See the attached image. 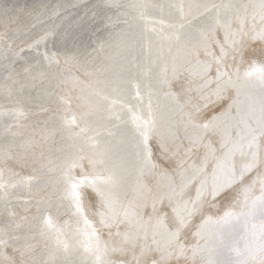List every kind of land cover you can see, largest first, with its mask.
Segmentation results:
<instances>
[{"label": "bare ground", "instance_id": "6f19581e", "mask_svg": "<svg viewBox=\"0 0 264 264\" xmlns=\"http://www.w3.org/2000/svg\"><path fill=\"white\" fill-rule=\"evenodd\" d=\"M133 3L146 5L142 9L145 18H140L141 10L126 7ZM213 3L239 5L233 11L241 14L245 5H256L255 9H247L251 16L259 11L260 0H0V8L11 9V19L0 18V33H6V39L15 37V43L24 48L22 52L19 47L15 49L19 57L8 53L6 59L0 55V171L13 177L0 187V228L9 223L21 225L17 230L20 239L14 241L17 247L32 243L36 246L33 258L47 261L50 249L47 239L40 236L41 216L54 217L57 231L68 233L75 228V218L63 201L60 166L65 156L77 154L80 167L74 171H90L97 147L106 154L109 168L117 177V193L125 201L140 203L139 216L118 227L122 234L139 232L141 241V229L148 231L153 251L144 256L139 250L136 253L147 264L160 259L153 234L162 244L164 230L182 211L181 196L187 202L196 199L202 186L226 185L214 200L208 197L215 207L206 206L205 216L214 218L242 198L246 185L241 186V179L248 181L251 175L239 176L245 156L237 153L225 159L223 145L240 139L243 125L238 122L249 114L250 105L259 116L264 85L258 81L241 85L239 95L234 87L223 91L218 86V77L224 80L221 74L234 69L231 55L220 56L225 30L214 29L212 41L203 35L216 13L209 14L201 6ZM44 4L49 7L38 11V6ZM52 28L56 36L49 38L46 47L42 44L40 52H83L79 62L65 64L57 56L60 63L49 70L43 55L37 58L35 50L27 48V43ZM262 48L264 44L258 38L251 39L245 56L259 60ZM37 59L45 75L25 73V62L34 66ZM97 79L111 98L119 99L114 105H99L91 112L89 121L95 140L86 143L61 130L63 113H57L67 107L60 100L63 96L72 97L73 108L77 103L87 108L95 99L90 84ZM17 108L23 110L22 117L14 111ZM129 109L141 117L139 124L148 137L146 145L138 139V125ZM145 119L147 125L143 124ZM230 171L236 172L235 180H231ZM30 176L36 178L29 181ZM85 195L97 202L94 211H98V198L92 189H87ZM38 207L41 212H37ZM202 223L195 214L185 225L182 243L186 242L189 249L199 239L195 233ZM206 228L209 232L216 230L214 225ZM237 229L242 232L240 225ZM111 230L116 241L122 240V236H115L116 225ZM103 231L107 240L108 230ZM211 242L212 238L209 246ZM4 252L13 255L11 248ZM111 258L119 264L121 260L131 261L133 255L117 251ZM215 258L205 254L206 261ZM60 259L67 264H91L93 258L75 248L70 253L61 252Z\"/></svg>", "mask_w": 264, "mask_h": 264}, {"label": "snow or ice", "instance_id": "6c2138e0", "mask_svg": "<svg viewBox=\"0 0 264 264\" xmlns=\"http://www.w3.org/2000/svg\"><path fill=\"white\" fill-rule=\"evenodd\" d=\"M48 7L46 4L40 5L38 11L42 12ZM126 7L141 10L140 18H145L142 9L146 5L133 3L126 5ZM180 7L182 9L183 6ZM201 7L209 14L216 13L214 22L203 33L205 40L212 41L214 39L212 35L214 29H224L225 43L220 45V56H232L233 63L231 67L234 71L221 74L226 79L221 80L218 77V86H221L223 91L234 87L237 90V95H239L241 85H251L257 81L264 85V48L261 49L259 60L245 56V49L251 39L258 38L264 44V0H260L259 11H254L251 16L247 9H255L256 5H245V11L242 14L233 11L239 9V5L225 6L213 3ZM221 8H227L229 11L221 13L218 11ZM52 15H56V13H52ZM229 15H231V20H229ZM3 17L11 19L10 8H0V18ZM257 18H259V22H257ZM37 19L39 20V16H37ZM172 27H175V25H172ZM179 27L183 28L184 25L180 24ZM55 36V28L46 29L42 35L32 39L26 46L35 50L37 58L43 55V59L48 63L49 70L53 65L60 63L57 56L63 59L65 64L79 62L80 57L84 55L83 52H73L68 49L51 54L47 50L44 53L40 52V46L43 44L46 47L49 38ZM174 36L175 39H180V35L174 34ZM5 37L6 33H0V55H3L6 59L8 53L19 57V52L15 49L19 47L20 52H22L24 48L15 43V37H9L8 39ZM9 40H11V43H9ZM53 43L55 45V40H53ZM216 43L220 42L216 41ZM103 47L102 44L101 48ZM237 59L239 63H237ZM25 63L27 65L23 68L25 73L31 75L35 71L38 76L45 75L39 59H37L34 66L27 64V61ZM90 89L91 95L95 99L88 104L87 108L81 106L80 103H77L73 108L72 97L63 96L60 97V100L67 107H62L57 113L58 115L60 111L63 113L60 115L61 130L69 134H75L78 140L86 143L95 140V136L91 134L93 129L90 127L89 121L91 112L96 110L99 105H114L119 99L111 98L106 87L99 79L91 82ZM139 95L138 88L137 96ZM14 111L18 116L22 117L24 115L23 110L20 108ZM129 112L133 113L132 120L138 125V139L142 138L143 143L146 145L148 137L145 129L139 124L141 117L135 115L133 109H129ZM143 124L147 125L148 121L145 119ZM238 124L243 125L239 132L240 139L227 141L223 148L226 149L225 159L237 153L245 156L244 167L239 170V176L242 178L245 173H251L248 177V181L251 182L241 179V186L246 185L243 189L242 198H237L235 203L227 207L223 215L214 218L213 216H205L206 206L215 207V204L208 197H212L214 200L217 193L226 185H220L219 187L202 186L197 190L196 199L187 202H184L183 196H181L182 211L177 212L175 219L170 222V228L164 230L163 243L161 244L156 239V235L153 234V243L157 245L155 251L160 253V259H153L152 264H170V259L173 260V264H264V98L261 99L259 116L256 115L255 107L250 105L249 114L241 118ZM13 135H16V133H13ZM245 148H247L246 154ZM79 159L80 156L77 154H68L64 157L60 166L63 201L66 203L67 208L71 210L73 218H75V228L68 233H63L62 230L57 231V222L54 217L44 218L41 216L43 226L40 229V236L47 239L50 249V258L45 261L33 258L32 254L36 247L34 244L27 243L23 247L15 245L14 241L20 239L17 230L21 225L9 223L6 227L0 228V264H67L66 260L60 259V254L61 252L70 253L75 248L88 253L93 258L91 264H117L111 258V254L117 251L121 253L131 252L133 255L131 261L125 259L121 260L119 264H147V260L138 258L136 253L139 250L140 256H144L153 251L148 243V231L141 229L144 232V238L141 241L139 232L125 231L122 234L118 227L119 224L125 222L132 223L139 216V201H125L117 193V177L110 170V161L99 147L96 148V158L92 162L93 167L90 171L85 172L83 168L79 173L74 171L80 167ZM144 160L145 166H147V157H144ZM229 174L231 180L237 178L236 172L230 171ZM12 178V176L6 177L4 172L0 171V187L10 182ZM35 178L30 176L28 180L31 181ZM89 188L98 198V211H94L97 202L90 201L88 196L85 195L86 190ZM257 191L259 192L258 196ZM37 212H41L39 207ZM195 214H199L203 223L195 233V236L199 239L189 249L186 242L182 243V234L188 220ZM113 225L117 226L115 236H122V240L116 241L113 238L111 230ZM210 225L216 226L215 232L207 230L206 226ZM237 225L241 226L242 232H238ZM104 229L108 230L107 240L103 238ZM61 235L64 236V239H61ZM210 238H212L211 246H209ZM241 241L243 246H240ZM8 248H11L12 256L5 254L4 250ZM17 253L19 259L16 258ZM205 254L217 258L206 261ZM181 256L185 257L183 261L179 259ZM221 256L224 258L221 259Z\"/></svg>", "mask_w": 264, "mask_h": 264}]
</instances>
